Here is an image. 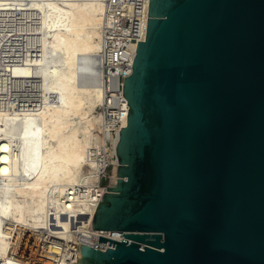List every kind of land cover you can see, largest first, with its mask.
<instances>
[{
    "label": "water",
    "instance_id": "obj_1",
    "mask_svg": "<svg viewBox=\"0 0 264 264\" xmlns=\"http://www.w3.org/2000/svg\"><path fill=\"white\" fill-rule=\"evenodd\" d=\"M122 90L92 227L126 239L81 264H264V0H149Z\"/></svg>",
    "mask_w": 264,
    "mask_h": 264
},
{
    "label": "bare ground",
    "instance_id": "obj_2",
    "mask_svg": "<svg viewBox=\"0 0 264 264\" xmlns=\"http://www.w3.org/2000/svg\"><path fill=\"white\" fill-rule=\"evenodd\" d=\"M148 15L149 0H0V264H81V245L126 239L92 222Z\"/></svg>",
    "mask_w": 264,
    "mask_h": 264
},
{
    "label": "built area",
    "instance_id": "obj_3",
    "mask_svg": "<svg viewBox=\"0 0 264 264\" xmlns=\"http://www.w3.org/2000/svg\"><path fill=\"white\" fill-rule=\"evenodd\" d=\"M140 6H141V5H140ZM129 22H130V21H129ZM130 24H131V22H130ZM136 26H139V24H138L137 21H135V24H134V27H136ZM135 30H137V28H135L134 31H135ZM134 33H135V32H134ZM145 39H146V38H145ZM145 39H144V40H145ZM144 40H142V41H144ZM142 41H139V42H142ZM139 42H138V43H139ZM137 47H138V45H137ZM125 48H126V47H125ZM125 48H122V50H124ZM135 55H136V53H135ZM135 55H134V58H135ZM133 61H134V59H133ZM127 65H128V64H127L126 61H125V62H122V66L127 67ZM132 67H133V63H132V65H131V72H130L129 74H127V75H126V74L123 75V77H122V83H121V89H122V86H123V81H124V79L131 75V73H132ZM122 92H123V90H122ZM123 95H124V94H123ZM118 103L120 104L121 101H119ZM107 117H108V119H110V120H111V119H116V118H117V117L115 118V116H112V115H110V114H108ZM127 119H128V114H127ZM123 128H124V127H123ZM121 130H122V128L120 129V131H121ZM120 131H119V132H120ZM116 135H117V134H116ZM119 136H120V135H119ZM101 237L106 238L105 236H101ZM110 245H111V243L108 242L107 245H105V244H100V245H98V246H95V248L100 249V250H102V251H106V250L109 249V248H113V246H112V245L110 246ZM93 247H94V246H93Z\"/></svg>",
    "mask_w": 264,
    "mask_h": 264
},
{
    "label": "rangeland",
    "instance_id": "obj_4",
    "mask_svg": "<svg viewBox=\"0 0 264 264\" xmlns=\"http://www.w3.org/2000/svg\"><path fill=\"white\" fill-rule=\"evenodd\" d=\"M108 69V68H107ZM111 168H109V172L111 171L110 170ZM102 184L104 185V186H109L110 185V181H109V179L108 178H103V181H102Z\"/></svg>",
    "mask_w": 264,
    "mask_h": 264
}]
</instances>
